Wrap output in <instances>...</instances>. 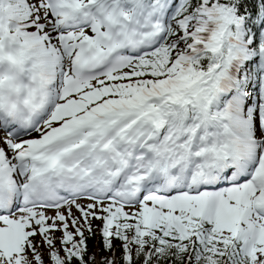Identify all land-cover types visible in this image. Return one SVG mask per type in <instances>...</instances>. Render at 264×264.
I'll use <instances>...</instances> for the list:
<instances>
[{
  "label": "snow or ice",
  "instance_id": "obj_1",
  "mask_svg": "<svg viewBox=\"0 0 264 264\" xmlns=\"http://www.w3.org/2000/svg\"><path fill=\"white\" fill-rule=\"evenodd\" d=\"M0 264H264V0H0Z\"/></svg>",
  "mask_w": 264,
  "mask_h": 264
}]
</instances>
